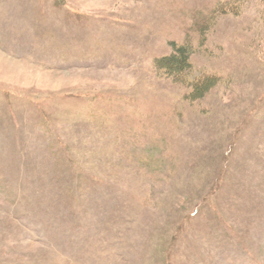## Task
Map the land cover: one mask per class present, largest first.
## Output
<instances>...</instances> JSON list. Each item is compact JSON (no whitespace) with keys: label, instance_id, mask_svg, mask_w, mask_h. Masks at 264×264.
Listing matches in <instances>:
<instances>
[{"label":"rangeland","instance_id":"374dc122","mask_svg":"<svg viewBox=\"0 0 264 264\" xmlns=\"http://www.w3.org/2000/svg\"><path fill=\"white\" fill-rule=\"evenodd\" d=\"M0 264H264V0H0Z\"/></svg>","mask_w":264,"mask_h":264},{"label":"trees","instance_id":"16d2710c","mask_svg":"<svg viewBox=\"0 0 264 264\" xmlns=\"http://www.w3.org/2000/svg\"><path fill=\"white\" fill-rule=\"evenodd\" d=\"M174 54L169 58H165L162 61H165L166 68L176 70H184L189 67L188 58L189 54L185 52V49L174 50Z\"/></svg>","mask_w":264,"mask_h":264}]
</instances>
